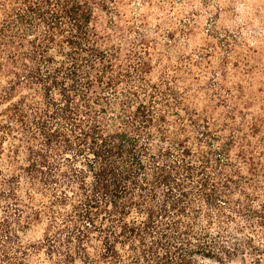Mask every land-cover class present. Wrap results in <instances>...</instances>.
<instances>
[{"label":"trees","instance_id":"16d2710c","mask_svg":"<svg viewBox=\"0 0 264 264\" xmlns=\"http://www.w3.org/2000/svg\"><path fill=\"white\" fill-rule=\"evenodd\" d=\"M0 264H264V0H0Z\"/></svg>","mask_w":264,"mask_h":264},{"label":"rangeland","instance_id":"374dc122","mask_svg":"<svg viewBox=\"0 0 264 264\" xmlns=\"http://www.w3.org/2000/svg\"><path fill=\"white\" fill-rule=\"evenodd\" d=\"M244 13H245V16H246V17H250V16L252 15V10H251V8H250V7H249V8H246V9L244 10ZM228 24H231L229 20H228Z\"/></svg>","mask_w":264,"mask_h":264}]
</instances>
